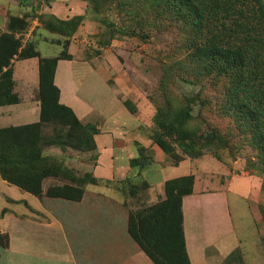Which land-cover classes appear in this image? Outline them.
Segmentation results:
<instances>
[{"label":"trees","instance_id":"1","mask_svg":"<svg viewBox=\"0 0 264 264\" xmlns=\"http://www.w3.org/2000/svg\"><path fill=\"white\" fill-rule=\"evenodd\" d=\"M113 1L89 0L97 14ZM115 1H118L116 10L126 15L138 17L149 11L156 20L150 23L153 27L164 24L168 18L173 25H180L181 35H184L179 45L186 53L184 64L177 61L164 67L159 81L162 102L156 106L152 127L144 128L151 144L173 165L184 158H199L205 152L221 160V151L228 147L226 136L213 130L201 131L196 120V114L203 117L202 109L220 95V113L233 118L238 133L246 137L248 146L256 152L253 169L264 182V0ZM145 17L136 22L141 30ZM33 19L44 30L67 40L76 32L82 16L60 19L43 15L28 20L26 14L8 16L6 31L0 33V106L19 102L13 93L10 61L14 57L38 56L31 43L19 51L21 43L14 37L15 32L23 30ZM112 27L109 24L107 32L111 39L116 34L127 33L124 29L119 33ZM57 43L62 44L57 57L39 58L36 94L40 104L39 121L0 128V177L39 199L80 202L84 186H109L111 182H103L90 173L77 175L63 161L43 155L48 147H69L78 152L93 151L96 155V126L82 124L71 108L59 102L60 92L54 84L57 61L71 56L67 53V41ZM176 64L187 75L184 82L200 84L197 93L181 94L180 98L173 94L171 84L177 78ZM220 81L222 91H219ZM202 89H205L203 96ZM124 104L127 108L131 102ZM129 112L133 114L135 109ZM152 162V150L137 144V157L130 160V166L143 170ZM46 178L60 180L62 184L50 185L44 191L42 182ZM192 187L193 176L168 181L164 200L128 214L127 234L152 264H190L181 206L183 196L191 194ZM259 211L264 222V207L259 205ZM5 236V244L0 243L1 250L8 246V235ZM240 259V251L235 249L222 264H237Z\"/></svg>","mask_w":264,"mask_h":264},{"label":"crops","instance_id":"2","mask_svg":"<svg viewBox=\"0 0 264 264\" xmlns=\"http://www.w3.org/2000/svg\"><path fill=\"white\" fill-rule=\"evenodd\" d=\"M14 3V0H0V33L6 31L9 15L21 17L26 12L23 7L15 12ZM50 14L60 19L69 18L57 15L53 9ZM52 38L42 39L53 44ZM54 45L60 47L56 56H42L36 44L33 48L38 53L37 57H14L10 61L13 93L19 102L0 106V128L39 121L40 104L36 99L39 58L57 57L62 44L56 41ZM67 53L70 59L57 61L54 84L60 92L59 102L71 108L81 123L96 126V158L89 159L87 153L68 154L58 147L45 148L43 155L65 160L64 165L77 175L90 173L111 184L86 185L81 201L69 202L47 197L39 199L0 177V185L12 186L21 192L0 196V199L6 200V206H2L0 211L7 209L4 214L6 219L0 223V231L8 235V246L3 249L5 264H75L72 253L75 244V249L86 250L87 256L92 251H104L102 264H152L127 234L128 214L164 200L166 182L187 176H193V187L191 194L183 196L181 209L190 264H221L238 248L243 251L240 252L241 259L245 258L247 247L236 232L228 194L231 193L232 180L248 178L246 184L251 189L256 185L255 176H240L225 170L223 173L221 164L212 157L205 160L184 158L174 165L170 164L143 131L149 123L144 124L140 116L146 111L149 114L150 106L145 104L144 112L142 101L131 98L136 103V112L132 114L125 107L124 103L130 99L134 86L123 80L119 73L110 72L102 65L96 68L77 66L79 60L75 59L70 44ZM88 69L103 78L106 91H93L84 86ZM110 80L114 82L111 86ZM137 144L153 152V162L143 170L130 166V160L137 157ZM66 158L72 163H68ZM122 181L125 182L120 183ZM50 182H53L51 185L62 184L60 180L46 178L42 182L44 191ZM89 186L97 189L88 191ZM0 194L4 193L0 191ZM19 207L25 210L24 213L16 210ZM84 223L87 228L78 229ZM67 224L73 232L70 237L66 233ZM251 232L254 236L252 228ZM128 250H131L129 257L126 255Z\"/></svg>","mask_w":264,"mask_h":264},{"label":"rangeland","instance_id":"3","mask_svg":"<svg viewBox=\"0 0 264 264\" xmlns=\"http://www.w3.org/2000/svg\"><path fill=\"white\" fill-rule=\"evenodd\" d=\"M14 1L13 7L15 12L23 7L26 11L24 14L27 15V18H39L43 15L55 16L54 14H50L52 9L57 15L64 18L81 15L82 20L76 32L73 36L67 38V40L55 34L50 35L38 24L37 29L33 30L26 44L21 43L19 49L22 51L30 43L33 47L37 44V48L42 56H56L60 47L54 45V43L58 40L62 42L64 40L67 41L68 44L72 45L75 59L79 60L77 61V66L82 65L85 68H96L102 65L109 68L110 72L119 73L123 80L127 83L130 82L129 84L134 86L130 99H126L125 101L126 103L131 102V105L127 106V109H135L136 112V103L131 101V98H137L139 101H142L141 106H143V111L146 110V105L147 107L150 106L151 112L148 114L147 111H144L146 116L142 114L140 117L144 124L149 123V126L143 127V131L144 128L152 127L156 106L162 102L161 92L159 91V81L163 74L164 67L177 61L184 64L185 61V50L181 49L179 46L184 39V35H181L180 25H173L172 21L167 18L164 24L153 27L150 23L156 22V20L149 14V11L138 17H136L135 14L126 15L116 10L115 3H118V1L116 2L115 0L111 5L108 4L104 7L99 14L93 11L89 0ZM40 11H45V13H41ZM141 17H145L141 24L143 25L142 30L140 27H136V22ZM109 24H112L114 29L119 33H121L123 29L124 32L127 33L124 35L116 34V37L111 39V35L107 34ZM133 30L135 34H133ZM17 33L19 32L14 33V37ZM51 36H53V44H49L42 39L43 37ZM176 67L178 70H176L174 74L175 76L177 75V78H174L171 84L173 85L171 89L173 94L180 98L179 96L181 94L188 95L197 93L200 84L192 85L184 82L187 77L185 71L177 64ZM89 69L83 83L84 86L93 91H106L107 86L103 78L97 73L94 74ZM109 84L110 86L114 84L113 80H110ZM221 86L222 82L220 81L219 91H222ZM202 90L203 96L205 95V89ZM219 97L220 95L218 99H213L211 105L202 109L203 117L200 118L196 114V120L201 125V131L205 130L206 132H212L213 130L220 135L226 136L228 147L225 151H221V160L215 159L210 152H205L199 158L205 160L212 157L221 164L223 173L225 170L230 174L240 176L253 174L250 176H255L256 185L255 187L251 186V189L250 185L246 184L248 178L237 177L235 180H232L230 185L231 193H229L228 196L236 232L241 236L247 247V252L244 254L245 258L240 259V263L237 264H264V222L259 211V205L264 207V182L260 176L255 174L253 169V163L256 160V152L248 146L246 137L238 133L233 118L225 116L222 112L220 113L219 106L221 103H218ZM47 131L50 132V128L47 129ZM62 150H65L68 154L76 152V154L81 155L82 153H87L88 158L93 160L96 156L93 151L78 152L69 147H65ZM66 160L68 163L70 162V159L66 158ZM63 161L66 162L65 160ZM225 177L228 176H223V178ZM52 183L53 182H50V185ZM92 189H97V187L89 186L87 190L90 191ZM0 191L4 193L0 194V196L8 193H21L20 190L12 186H4L2 184L0 185ZM239 195L246 197V199ZM2 206H6V200L0 199V209ZM16 210L19 211V213H24L25 211L20 207ZM6 211L7 209L0 211V223L6 219L4 216ZM68 215L70 216V213ZM68 219L71 221V218L68 217ZM68 219L63 220L65 221ZM65 228L68 237L72 236L71 226L67 224ZM86 228V223H84L79 226L78 229L85 230ZM251 228L255 231L254 236H251ZM82 232L84 233V231ZM0 233V243L5 244L6 233L4 234L1 231ZM251 237L253 239H251ZM71 242L75 244L74 241L71 240ZM72 247V253L75 258L73 261L75 264H102L101 260H104V251H92V253L89 252L87 256L86 250L80 248L75 249L76 244ZM239 251L243 253L241 249ZM130 254L131 250L126 251L128 257ZM0 256L2 258L0 264H5L6 255L1 249Z\"/></svg>","mask_w":264,"mask_h":264},{"label":"built area","instance_id":"4","mask_svg":"<svg viewBox=\"0 0 264 264\" xmlns=\"http://www.w3.org/2000/svg\"><path fill=\"white\" fill-rule=\"evenodd\" d=\"M38 24L39 23L36 19L29 21L28 25L22 31L15 34V37L18 38L20 43L26 44V42L29 40L30 35L32 34L35 27L38 26Z\"/></svg>","mask_w":264,"mask_h":264}]
</instances>
